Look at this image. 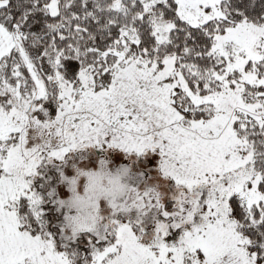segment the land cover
Wrapping results in <instances>:
<instances>
[{"label":"snow or ice","instance_id":"1","mask_svg":"<svg viewBox=\"0 0 264 264\" xmlns=\"http://www.w3.org/2000/svg\"><path fill=\"white\" fill-rule=\"evenodd\" d=\"M0 264H264V0H0Z\"/></svg>","mask_w":264,"mask_h":264}]
</instances>
